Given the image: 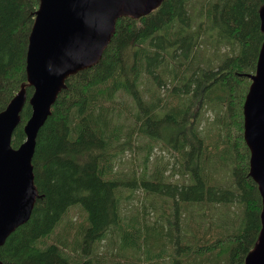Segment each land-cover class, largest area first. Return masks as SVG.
I'll return each instance as SVG.
<instances>
[{"label": "trees", "instance_id": "16d2710c", "mask_svg": "<svg viewBox=\"0 0 264 264\" xmlns=\"http://www.w3.org/2000/svg\"><path fill=\"white\" fill-rule=\"evenodd\" d=\"M198 1L161 0L145 15L118 18L99 61L66 78L36 135L39 197L0 246L2 264H244L262 226L244 103L264 41V0H206L197 10ZM38 5L0 0V111L22 85L26 93L13 148L31 113L26 50ZM213 33L217 62L199 67L201 42ZM117 96L130 99L129 127L117 122L128 110ZM208 110L212 120L200 129L194 122ZM162 125L176 126L175 136ZM159 143L179 180H168L163 166L147 171ZM127 151L141 152L140 173L118 170ZM75 205L82 222L69 217ZM210 206L221 211L206 222Z\"/></svg>", "mask_w": 264, "mask_h": 264}, {"label": "water", "instance_id": "95a60500", "mask_svg": "<svg viewBox=\"0 0 264 264\" xmlns=\"http://www.w3.org/2000/svg\"><path fill=\"white\" fill-rule=\"evenodd\" d=\"M161 0H39L26 50V80L33 88L31 113L23 127L25 140L17 147L11 138L25 105L24 86L0 111V246L8 235L28 221L38 190L31 159L39 128L50 114L70 75L96 64L120 17H139ZM264 30V7L259 10ZM256 72L244 103V140L250 149V174L263 202L261 229L244 264H264V41ZM0 264L2 262L0 261Z\"/></svg>", "mask_w": 264, "mask_h": 264}, {"label": "rangeland", "instance_id": "374dc122", "mask_svg": "<svg viewBox=\"0 0 264 264\" xmlns=\"http://www.w3.org/2000/svg\"><path fill=\"white\" fill-rule=\"evenodd\" d=\"M202 3H206V0H199L196 3V8L197 10L201 9V5ZM201 19H203V17H201ZM214 35L210 38H208L207 40L209 42H211L210 44L207 41H202L201 42V47L198 51V55H197V63L200 66L206 65V63L209 60H213V63H216V57L214 56L213 52H214V48H215V41H216V35L215 33H213ZM202 40H205V37L203 36L201 38ZM224 51H226L225 48L220 49L219 52L223 53ZM228 51V50H227ZM149 85V83H147V86ZM118 100L121 101V106L120 108L122 110H127L126 113H123V115H121V119H119L117 122L118 123H122L124 122V124L126 125V127H129L130 122L128 120H131L132 116L130 114H132L133 112V107L131 105L130 99L126 96H117ZM194 111V110H193ZM207 113H203L201 114V111L199 112V118L198 120H195L194 123H199L198 127L200 129H206L209 127V123L212 120V116L214 114L213 111L208 110L206 111ZM204 115V116H202ZM206 116H209L208 118H206ZM122 117H126V120L123 121ZM125 127V128H126ZM161 127V132H168L171 135L175 136V132L178 130V128L176 126H172V125H162ZM158 147L154 148L152 151V154H150L149 157V161L147 163V171L149 173L153 172L155 166L159 167V166H163L164 167V176L170 181H177L179 180V176H178V172L179 170L177 169V167H175V165L173 164V157L171 155V152L168 148H166V145L163 143H159V145H157ZM141 152H133L130 153L129 151L125 152L124 155L121 157V159H119L118 163H117V168L118 170H128L130 168H132V166L134 168H136L138 170V172L140 173L142 171V158H141ZM220 171H222L219 168ZM224 171V169H223ZM216 176H220V174H217ZM141 193L140 192H136L135 193V197H140ZM137 204V201L135 199H133L132 201L130 200L128 202V206L130 205H135ZM82 208L79 205H75L72 206L70 208V215L69 217L71 218H80L81 217V222L83 219V215H82ZM220 208L215 206V207H211L209 208V210H205V215H204V219L206 222H209L210 220H212L215 217L216 213H219ZM196 218V217H195ZM60 227L58 228V230H62L64 231V229L66 228V222L68 221L67 217L62 218V220H60ZM73 226V225H72ZM196 226V225H195ZM195 226H193L195 228ZM210 232V230H207L206 233ZM208 237V235L206 236V238ZM212 235L208 238H211ZM105 249L104 246H101L99 250L103 251Z\"/></svg>", "mask_w": 264, "mask_h": 264}, {"label": "bare ground", "instance_id": "6f19581e", "mask_svg": "<svg viewBox=\"0 0 264 264\" xmlns=\"http://www.w3.org/2000/svg\"><path fill=\"white\" fill-rule=\"evenodd\" d=\"M245 137V136H244ZM83 220V219H82ZM72 222V221H71ZM71 229V228H70Z\"/></svg>", "mask_w": 264, "mask_h": 264}, {"label": "flooded vegetation", "instance_id": "af4514ba", "mask_svg": "<svg viewBox=\"0 0 264 264\" xmlns=\"http://www.w3.org/2000/svg\"><path fill=\"white\" fill-rule=\"evenodd\" d=\"M153 10V9H152Z\"/></svg>", "mask_w": 264, "mask_h": 264}]
</instances>
